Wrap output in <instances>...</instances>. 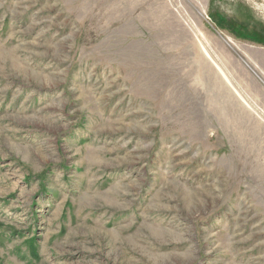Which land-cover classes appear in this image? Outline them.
<instances>
[{
	"label": "rangeland",
	"instance_id": "obj_1",
	"mask_svg": "<svg viewBox=\"0 0 264 264\" xmlns=\"http://www.w3.org/2000/svg\"><path fill=\"white\" fill-rule=\"evenodd\" d=\"M0 264H264V0H0Z\"/></svg>",
	"mask_w": 264,
	"mask_h": 264
}]
</instances>
